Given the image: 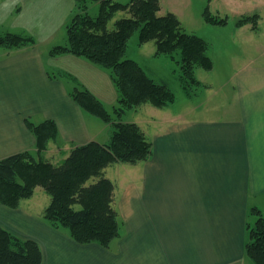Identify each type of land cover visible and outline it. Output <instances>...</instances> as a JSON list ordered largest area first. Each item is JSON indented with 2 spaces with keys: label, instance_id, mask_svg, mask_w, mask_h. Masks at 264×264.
I'll return each mask as SVG.
<instances>
[{
  "label": "crops",
  "instance_id": "1",
  "mask_svg": "<svg viewBox=\"0 0 264 264\" xmlns=\"http://www.w3.org/2000/svg\"><path fill=\"white\" fill-rule=\"evenodd\" d=\"M159 1V15L172 12L181 22L195 0ZM203 2L227 20L259 16L255 26L236 27L235 20L229 41L242 43L243 50L229 53L232 65L221 83L206 81L205 97L220 95V102L210 108L190 100L182 107L177 100L163 108L142 104L121 117L140 127L151 153L103 170L114 185L120 224L107 246L79 243L67 228L52 226L43 217L49 203L34 194L16 208L0 203V225L36 241L41 264H254L245 244L256 220L251 208L264 212V0ZM77 8L75 0H0V24L34 39L22 48L0 49V159L28 150L58 164L76 144L110 140L112 122L85 111L71 96L86 88L115 105L109 71L71 53L49 54L53 45L66 43L65 26ZM59 31L63 39L55 44ZM160 82L169 86L166 79ZM46 119L58 133L38 155L26 120ZM52 145L58 160L51 159Z\"/></svg>",
  "mask_w": 264,
  "mask_h": 264
},
{
  "label": "trees",
  "instance_id": "2",
  "mask_svg": "<svg viewBox=\"0 0 264 264\" xmlns=\"http://www.w3.org/2000/svg\"><path fill=\"white\" fill-rule=\"evenodd\" d=\"M77 12L65 26L66 43L49 49L50 55L71 53L84 57L107 69L118 92L112 111L87 89H75L72 99L85 111L105 122H112L114 131L107 143L89 141L76 144L58 164L31 151H22L0 159V203L18 207L22 199L30 198L36 187L42 188L50 202L43 212L44 219L54 227H65L79 243L96 242L107 246L119 235V219L113 207V182L103 176V170L116 162L137 163L151 153V143L136 123L123 122L121 117L142 104L163 108L175 100L173 91L163 83L155 82L137 61L125 58L128 42L138 32V43L153 40L155 55H171L178 51L180 68L187 86L198 81L196 67L213 68L208 56V43L194 33L182 30L178 17L172 12L159 15V0H75ZM88 2H98L96 16L86 14ZM118 12L127 16L118 18L114 28L107 24ZM205 22L227 24L226 18L202 13ZM258 14L242 15L235 25H256ZM34 43L33 37L23 32H7L0 36V47L14 50ZM36 139L38 155L49 141L56 138L55 122L46 119L40 123L26 120ZM98 178L89 182L92 178ZM79 205V208L75 206ZM256 220L249 228L245 253L254 264H264V217L253 207ZM39 244L22 238L0 225V264H41Z\"/></svg>",
  "mask_w": 264,
  "mask_h": 264
},
{
  "label": "rangeland",
  "instance_id": "3",
  "mask_svg": "<svg viewBox=\"0 0 264 264\" xmlns=\"http://www.w3.org/2000/svg\"><path fill=\"white\" fill-rule=\"evenodd\" d=\"M206 6L207 5L205 4V2H203V0H195L193 4V9L190 12L191 15L183 18V20L180 22L183 31L187 33H194L200 36L201 38H203L208 43L207 54L209 57H211L213 61V65L215 66L216 69L214 73L212 72L210 73V70L207 71L201 67H196L194 71V77L198 81V83L195 84L191 83L188 86L187 83H185V79L183 78L182 71L180 68V63H179L180 54L178 51L172 54L173 57L171 55L150 56V53L155 48L154 41L153 40L148 41L143 46L139 45L138 32H134L131 38L129 39L127 50L124 56L125 58H130L137 61L142 67H144L148 75L153 77L155 82L161 83L160 81L166 79L167 82L169 83V86L168 85L167 86L173 91L175 95V100L178 101L177 103L178 107L183 106L184 103L182 101L184 100H190L191 102H193V104L203 103V105L208 108L216 107L217 102H220L221 97H219L220 95L213 97L208 95L207 97H205V94L207 93L206 91L207 89L204 88L206 87V81L221 83L226 75L225 74V72L227 71L226 67L232 65V60L228 58L230 55L229 53L232 51H236L237 53H239L240 51L243 50L242 43L241 44L233 43V42L231 43L229 41V36L231 35L232 30H234V22L236 19L231 18L230 20H228L230 27H226V28L220 25H212L210 23H207L204 21L202 17V13ZM85 11L86 14H89L91 16H96L98 12V2H88L86 4ZM210 12L214 16L216 15L221 16V14H217L216 10H210ZM124 16L125 17L127 16L126 12L116 13L113 16V18L108 22L107 28L113 29L114 22L118 18ZM8 25L9 23L0 24V36L6 34L7 32H17L11 30V28H9ZM261 27L264 30V26ZM61 34L62 31H59L54 34L55 36L53 41L55 44H57V42L61 43L62 41L61 39H63ZM65 34L66 31L64 35ZM27 35L31 36V34H27ZM59 45H63V44H59ZM0 49L2 48L0 47ZM101 102L103 103L107 111H112L114 105L111 106V104L105 103L104 101ZM129 116L133 117V119L137 117L134 114ZM53 148L54 147L52 145L51 151L49 152L51 159L58 160L60 155L58 152H56V150H53ZM31 153L33 154V152ZM33 156L38 159L37 155L33 154ZM89 182H91V180ZM34 191L35 192L33 194L36 200H38L40 203L43 204L49 203L50 196L47 193H45V191H43L42 188L39 187ZM75 207L79 208V205H76ZM262 216L264 217V212L262 213Z\"/></svg>",
  "mask_w": 264,
  "mask_h": 264
}]
</instances>
